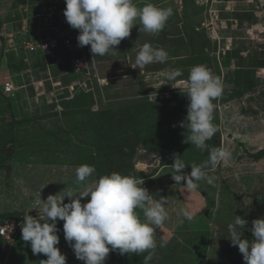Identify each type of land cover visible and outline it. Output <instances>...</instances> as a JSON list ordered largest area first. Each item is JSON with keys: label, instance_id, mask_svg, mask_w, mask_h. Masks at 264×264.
I'll return each instance as SVG.
<instances>
[{"label": "rangeland", "instance_id": "obj_1", "mask_svg": "<svg viewBox=\"0 0 264 264\" xmlns=\"http://www.w3.org/2000/svg\"><path fill=\"white\" fill-rule=\"evenodd\" d=\"M24 1L0 0L2 67L12 52L22 53L23 62L27 60L29 39L27 34L20 33L23 28L44 27L43 19L31 16L30 7L24 14ZM62 1L61 7H66ZM135 3L138 7L147 3L172 7L173 15L155 35L140 32V26L134 25L130 35L116 46L117 50L104 56H94L90 45L78 46L79 31L65 25L64 32L72 38L70 47L51 54L44 52L45 68L25 71L29 74V82L25 84L27 88L33 86V93L20 95L11 111L5 110L4 101L0 102V110H4L0 132L6 135L12 121L14 130L28 134L24 141L12 144L5 142L0 133V160L11 165L10 179L5 180L4 164H0V215L7 210L18 214L10 247L7 248L9 244L0 247V264H40L47 259L45 254L32 253L31 244L22 239L21 231L24 217L20 212L27 208L35 210L40 199L46 200L50 194L75 193L112 172L139 181L174 173V153L181 155L187 165L184 172L208 159V150L201 151L187 142L190 133L181 126L189 104L184 92L194 65H206L223 83L222 95L213 101V123L218 131L206 143L209 149L223 147L231 151L232 159L210 170L211 175L218 177L214 185L201 181L197 188L188 189L185 184H172L150 193L153 200L163 196L168 202L165 206L168 219L156 230L158 243L161 240L168 243L163 248L157 247L150 264H216L224 246L231 242L227 226L237 215L247 221L244 235L251 232L254 219L264 217V155H253L264 148V0H135ZM22 24L24 27L20 29ZM144 43L165 49L168 60L149 64L141 71L132 67ZM53 56L63 60L66 57L70 67L67 65L54 74L47 67L54 63ZM174 69H180L183 75L168 81L165 73ZM100 80H105L103 86ZM66 92V99H70L63 100ZM153 94L161 97L151 99ZM167 98L177 106L166 115L164 122L170 121L166 127L163 123L156 125L150 118L146 120L141 113L127 121L107 114L123 108L122 104L139 100L161 103ZM80 104L87 105L81 113L69 109L70 105ZM106 107L109 108L104 111ZM66 109L69 110L62 113ZM54 110H58L56 114H52ZM81 120L83 126L76 129L75 124ZM146 136H156L149 141V149L153 151H147V143L141 142L140 137ZM132 148H136L134 154L128 152ZM84 164L94 166L95 172L78 183L75 170ZM69 200L64 198L65 203ZM181 209L190 210L193 219L178 215ZM137 212L143 219L142 210ZM63 223L57 222L60 239L56 247L65 254L66 264H84L65 241ZM116 252L119 253L109 252L105 264L113 263L111 258ZM140 259L142 262L134 264H143V257ZM229 260L225 259V264H232ZM112 261L115 263V258Z\"/></svg>", "mask_w": 264, "mask_h": 264}, {"label": "clouds", "instance_id": "obj_2", "mask_svg": "<svg viewBox=\"0 0 264 264\" xmlns=\"http://www.w3.org/2000/svg\"><path fill=\"white\" fill-rule=\"evenodd\" d=\"M65 3L64 15L68 25L79 31L78 46L90 45L94 56H104L117 50L116 46L130 35L134 25L140 26V32L151 35L159 33L173 15L172 7H159L152 3L138 7L135 0H65ZM30 29L37 30L34 27ZM22 31L31 40L37 39L39 34ZM46 35V30L40 31V36ZM59 46L70 47L64 43ZM74 46L75 44L72 45ZM55 48L45 50L37 47L35 50L51 54ZM168 58L165 49L144 43L132 67H138L141 71L149 64L165 63ZM182 75L180 69H174L165 73V78L175 81ZM5 81L13 84L9 74L2 75V94L5 98L14 96L18 88L13 84V90L5 93ZM99 83L103 86L105 80H100ZM184 93L189 99L187 116L185 121H181V126L190 133L186 141L201 151L208 150V159L200 165H192L190 173H186L184 169L187 165L181 155L174 153L172 168L175 174H172V179L175 184L183 183L188 189L197 188L201 181L214 185L218 177L211 175L210 170L232 159L231 151L223 147L209 149L206 143L218 131L213 123V101L222 95L223 83L206 65H194L190 69ZM94 172L95 167L92 165L78 166L75 170L76 181L84 182ZM142 184L143 181L134 177L112 172L100 177L93 186L75 193L68 191L63 196L50 194L46 200L40 199L39 207L33 208L38 210L36 216L28 213L24 215L22 239L30 242L33 254L42 253L47 256L40 264H66L65 254L56 247L60 239L57 222L62 220L64 239L73 249L76 258L84 261V264H105L109 252L117 250L121 255L141 254L143 264H150L157 247L163 248L168 243L167 240L158 243L156 239L157 228L168 219L165 207L168 202L163 196L153 200ZM89 196L90 199L82 204L81 200ZM65 197L70 198L69 202H64ZM137 209L142 210L143 219ZM178 215L189 221L193 219L188 209H181ZM9 220L11 219L4 218L0 226H7L8 229ZM246 223L244 217L237 215L234 222L228 224L231 244L238 246L245 264H264V217L252 221V240L244 238ZM0 237L7 241L9 239L6 235ZM145 253L147 254L144 255Z\"/></svg>", "mask_w": 264, "mask_h": 264}, {"label": "trees", "instance_id": "obj_3", "mask_svg": "<svg viewBox=\"0 0 264 264\" xmlns=\"http://www.w3.org/2000/svg\"><path fill=\"white\" fill-rule=\"evenodd\" d=\"M20 33L22 34H26L25 32L21 31ZM60 48L62 49V46H59L55 49L52 50V53L59 51ZM12 53H9L8 58L6 59V68L7 71L12 74L9 75L10 79L12 80L13 84L18 88L15 95L14 96H10L5 98L6 96H4L1 92V86H0V102L2 103L4 101V104L6 105L5 110L6 111H11V109H13V107H16V100H19L18 98H20V95L22 97H24L25 95H29L30 93H33V86L29 85L28 88L26 86V82H29V78H28V73H25V71L28 68H32V71L35 69H44L46 66L45 60H44V56H43V52L40 50H36V51H30L27 52V60L23 62V54H17V52H15L14 54L18 57L16 58L15 55ZM47 53V52H46ZM70 54V53H69ZM35 58V59H34ZM54 60V63L47 66V67H51L50 70L55 74L58 72H61L62 70L65 69V67L69 68V64L66 60V57L63 59L57 57V58H52ZM22 60V61H21ZM69 60V58H68ZM28 61H30L29 63H27ZM41 69V70H42ZM61 70V71H60ZM23 74V75H22ZM68 74V73H67ZM14 75L17 77L16 79H14ZM25 76V77H23ZM61 77H63L64 75H60ZM46 77V76H45ZM66 79L63 80V82H65ZM67 94V95H66ZM66 94H64L65 99L63 100H68L70 99V97L68 99H66V97L68 96V92H66ZM74 95V94H73ZM30 96V95H29ZM7 100H11L10 102H8ZM15 100V101H14ZM62 100V101H63ZM65 103H68L67 101H64ZM156 103H153L151 101L148 100H139L136 102H132V103H128V104H122L121 106L123 108L121 109H115L114 111H108L107 114L108 116L111 115L112 117H118L120 118L122 121H127V119L130 120V117L132 118L131 120H133V117L136 119L138 118V116L141 114H144L145 119L147 120V118H150L152 120L155 121L156 125H163V127H166L168 125H170V118L168 119L169 123H165L164 121H166V115L168 114V112L173 113L174 108L177 106L175 105V102L171 99V98H167V100H165V102H161L158 103L157 101H155ZM9 103V104H8ZM21 104H25V102H21ZM162 106H161V105ZM87 105H83L80 104L78 106L74 105H70V108L72 110V112H80L81 113V109H86ZM109 107L104 108L103 110L106 111L108 110ZM69 109L64 110L62 113H64L65 111H68ZM4 110H0V123L1 121H3L4 119V114H3ZM58 110H54V112L52 114H56ZM158 118H162L163 120H159ZM128 120V121H129ZM12 121H9V125H8V133H6V135H4V133L0 132L1 135L4 137L5 142H12V144H16V142H20V141H24L25 136L28 138V134H24L22 133L20 130H14L12 127ZM83 126L82 120L80 123L75 124V128L79 129ZM102 127V126H101ZM103 128V127H102ZM1 131V130H0ZM145 131H143L144 133ZM156 137V136H154ZM154 137H149L146 136L144 137H140L141 142H146L147 143V151H153L149 149V141H151L152 138ZM2 139V138H1ZM107 144H109V142H107ZM21 145V143H20ZM136 148H132L130 150H128V152L130 154H134L135 153ZM255 157L258 156H263L264 155V148L258 150L257 152H255L253 154ZM131 161V160H129ZM3 160H0V164H4L2 163ZM102 163V162H101ZM104 164V163H103ZM6 216H1L2 220L5 218ZM245 239H251L252 237V233L249 232L248 235H244ZM226 244V243H225ZM230 244V245H229ZM140 256V257H139ZM143 256H141V254H124L121 255L119 253H115V255H112L111 258V262L114 263L113 258H115V263L114 264H134V263H140L142 262V260L140 258H142ZM230 258V262L232 264H237L239 262H241L243 260V256L242 253H240L238 246H233L231 245V242L228 243V245H225L223 248V254H221V257L218 258V260L216 261V264H225L224 260L225 259H229ZM112 263V264H113Z\"/></svg>", "mask_w": 264, "mask_h": 264}, {"label": "built area", "instance_id": "obj_4", "mask_svg": "<svg viewBox=\"0 0 264 264\" xmlns=\"http://www.w3.org/2000/svg\"><path fill=\"white\" fill-rule=\"evenodd\" d=\"M65 1V0H64ZM62 0H25L24 1V14L28 10V8H31V16L32 17H39L40 19H43V25L44 27L37 30L32 29H25L24 31H28V33H35L38 34L37 39H29L27 41L28 46L26 47L28 50H34L40 48V49H51L58 47L60 43H64L67 46H70L69 43V37L66 35L64 31H66L65 25H68V22L66 21V17L64 15V9L65 7L62 6ZM46 30L47 35L40 36V31ZM14 86L11 83V81H5L3 84V90L5 93H10L13 90ZM157 97H161L160 95L157 96L156 94H153L151 96V99H156ZM7 226L1 225L0 226V235H6L7 233Z\"/></svg>", "mask_w": 264, "mask_h": 264}, {"label": "water", "instance_id": "obj_5", "mask_svg": "<svg viewBox=\"0 0 264 264\" xmlns=\"http://www.w3.org/2000/svg\"><path fill=\"white\" fill-rule=\"evenodd\" d=\"M4 169H5V174H6V179H9V174L11 170V165L10 164H4ZM190 173V172H186ZM172 174L174 173L171 172H166L163 174H159L156 176L149 177L143 181L142 187H145L148 189L149 193L156 192L166 185H172L175 184V181L172 179ZM183 184V183H181ZM90 199V196L85 198L84 200L81 201L82 204L86 203ZM38 212V210H29L27 213L29 215H35Z\"/></svg>", "mask_w": 264, "mask_h": 264}, {"label": "crops", "instance_id": "obj_6", "mask_svg": "<svg viewBox=\"0 0 264 264\" xmlns=\"http://www.w3.org/2000/svg\"><path fill=\"white\" fill-rule=\"evenodd\" d=\"M3 66L4 67H2L1 66V69H0V77H2V75H8L7 73V68H6V63H5V61H3ZM9 149V148H8ZM11 172V171H10ZM4 179L5 180H9L10 179V174H9V179H6V174H5V170H4ZM17 207H18V205H17ZM21 208L22 209H24V207L21 205ZM29 210H32L31 208H27V209H25V210H22L21 212H20V215L21 216H23L24 217V215L25 214H27V211H29ZM6 216L5 218H9V219H11V220H9V222H8V232L6 233V236L9 238L8 239V241L6 240V238H2V237H0V247L1 246H6V245H4V244H9V245H7V248L8 247H10V243L12 242V240H13V236H14V234H15V225H16V227L18 226L17 224H18V214H16V213H14V212H10L9 210H7V213H5V214H3V215H0V216ZM33 216H35V215H33ZM4 220V219H3ZM3 220L0 222V224H2L3 223ZM61 222H63L62 220H60Z\"/></svg>", "mask_w": 264, "mask_h": 264}]
</instances>
